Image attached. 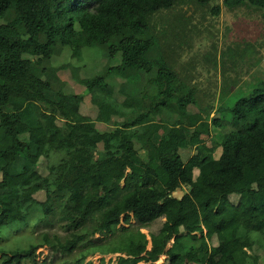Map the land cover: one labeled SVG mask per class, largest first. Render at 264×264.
<instances>
[{
	"label": "trees",
	"instance_id": "obj_1",
	"mask_svg": "<svg viewBox=\"0 0 264 264\" xmlns=\"http://www.w3.org/2000/svg\"><path fill=\"white\" fill-rule=\"evenodd\" d=\"M222 5L264 20V0H0V233L37 235L0 264H36L43 246L71 264H264V61L255 42L222 52L221 70L250 53L229 85L249 70L257 83L215 96L199 81L215 61L192 53L193 20ZM65 50L93 63L88 106L53 62ZM55 214L66 234L37 232Z\"/></svg>",
	"mask_w": 264,
	"mask_h": 264
},
{
	"label": "rangeland",
	"instance_id": "obj_2",
	"mask_svg": "<svg viewBox=\"0 0 264 264\" xmlns=\"http://www.w3.org/2000/svg\"><path fill=\"white\" fill-rule=\"evenodd\" d=\"M220 4H222V0H218ZM190 13V12H189ZM238 15H235L234 12L228 11L225 6L222 5V12L220 15H207V19L204 20V22L200 21V17H197L193 20L194 24L197 25V30H200L199 35L194 39V43L192 45V53L197 54H209V58L213 59L215 62V67L213 68L211 66L206 65L210 69V73L204 71L203 76L199 77V81L204 82L206 84H203V88L206 90V92L211 95L215 94V96H218L219 93L222 91L226 92H233L234 90H238L241 87L247 88V85L255 84L257 83L256 78L254 80L251 79V74H255L254 70L249 71H242L238 73V78L236 80V83L234 85H229L230 82H232V79L236 77V73L228 72L224 74L225 68L228 71H232L233 67H244L246 64L248 65L250 60H248L247 57H250V53L247 56L241 57L235 59L233 56L225 55V59L227 60L226 66H224L221 70V61H222V52H228L229 49H232L233 51H236L238 49V52L240 50H243L242 48L246 45L243 44V42H255L256 49L260 52V56L262 60L264 61V20L259 15L252 14V16H249L248 18L244 16L242 18L237 17ZM197 33V32H194ZM243 41L241 45H237V47H234L237 42ZM216 46L217 50L213 48V46ZM230 52V51H229ZM77 57H73L71 54H69L66 50L59 55H56L53 59L54 64L59 65L61 70H70V71H63L60 72V77L62 80L69 83V85L78 93L85 94V102L86 106L89 104V95L85 93V87L84 85L78 83H87L88 77L83 75L81 69L83 64L84 65H92L93 63L87 58L85 59V56H82L80 53L76 55ZM246 57V58H245ZM184 59H188V56L185 54ZM235 64V65H234ZM201 66V65H200ZM264 67V66H263ZM199 68V66H198ZM134 70L136 69H129V71L124 72L121 74L122 78L125 79H136L137 75L134 73ZM230 74V76H229ZM215 75L216 77H211ZM204 80V81H203ZM250 80V81H249ZM74 81V83H73ZM76 81V82H75ZM245 81V82H244ZM248 81V82H247ZM56 81L54 80L53 83ZM213 82V86L210 87V83ZM250 87V86H249ZM252 87V86H251ZM203 89V90H204ZM204 90V92H205ZM205 92V93H206ZM15 96L23 101L26 102L28 100V97H25L23 94L15 93ZM71 99V97H68ZM130 102H124L123 98L118 101L119 105L124 109L126 114L130 113V109L134 108V103H136V99L128 100ZM124 102V103H123ZM125 106V107H124ZM228 112H223V116H225V120L223 121L224 127L221 129L223 132H226L229 129V118H228ZM214 113H212V116ZM227 119V120H226ZM240 127V126H238ZM170 148L174 149L176 148V145L174 142H171L169 144ZM184 153V151H183ZM185 154H190L189 151H186ZM122 165L120 162L114 160L110 163H106L103 165V169H109V168H120ZM124 185V181L122 182V186ZM181 191V190H180ZM182 192V191H181ZM181 192H177L178 194ZM208 196V193L206 192L204 194V197ZM37 197L41 200H43L45 197L42 194H38ZM58 215L55 214L52 216V223H42L40 224L36 229L37 232L41 231H50L51 234H59V235H65L67 231H65V224L67 223L66 220H58ZM165 218H160L156 220L153 224H151L147 228H142V231L147 234L148 239H151L152 233H158L159 230L162 227V223L164 222ZM263 220L262 217H259L254 220V223L257 225H260V221ZM135 221H133V224ZM31 236V237H30ZM37 235L32 234V231L26 230V231H18L12 236H6L2 233H0V247H4L5 249H15L19 247L26 246L27 243L30 241H34L35 237ZM98 236V235H97ZM150 243L148 245V248H150ZM216 240L214 239L212 244H216ZM247 244H249V241H247ZM60 254H54L51 252L47 246H43L39 248L36 252V264H71L70 261H72L71 257H60ZM103 255L101 254H95L93 256H90L87 261L92 260L94 264H100V260ZM117 257V254H109L106 255V261L105 264H115V259ZM167 256H161L160 259L156 262V264H167L168 258ZM227 258V257H226ZM225 261H222V264ZM28 264H33L31 261H27ZM144 264V262L140 263Z\"/></svg>",
	"mask_w": 264,
	"mask_h": 264
},
{
	"label": "clouds",
	"instance_id": "obj_3",
	"mask_svg": "<svg viewBox=\"0 0 264 264\" xmlns=\"http://www.w3.org/2000/svg\"><path fill=\"white\" fill-rule=\"evenodd\" d=\"M151 240V239H150ZM151 242V241H150ZM150 245H151V243H150ZM150 248H151V246H150ZM162 256H167L166 254H164V255H162ZM160 259V258H159ZM167 259V258H166ZM157 262V261H156Z\"/></svg>",
	"mask_w": 264,
	"mask_h": 264
}]
</instances>
